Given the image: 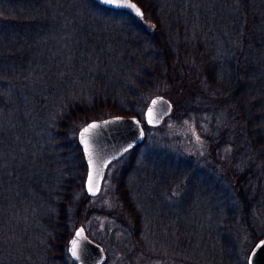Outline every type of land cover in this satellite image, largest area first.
Here are the masks:
<instances>
[{
	"label": "trees",
	"instance_id": "1",
	"mask_svg": "<svg viewBox=\"0 0 264 264\" xmlns=\"http://www.w3.org/2000/svg\"><path fill=\"white\" fill-rule=\"evenodd\" d=\"M135 1L143 8L142 17L96 0H0V264L30 261L4 243L12 236L9 231H42L41 242L35 237L39 248L33 242L31 250L43 254L47 264H56L67 258L72 231L85 227L91 214L106 212L133 231L141 225L143 213L131 193L138 186L137 198L151 189L153 196L154 182L148 177L145 183L130 182V168L124 165L113 189L116 204L106 208L89 203L87 163L76 134L92 119L118 114L142 117L148 98L155 94L173 97L174 110L182 115L208 112L213 119L205 163L199 170L189 166L184 173L195 176L191 180L197 187L189 188L198 195L209 184L212 194L218 184L228 190L225 216L219 223L223 240L222 256H215L218 263L238 264L247 256L240 245L247 237L235 239L243 229L253 239L250 247L264 237V230L258 231L259 202L264 204V147L244 150L252 124L262 121L258 129L264 130V0H174V4L172 0L171 5ZM44 41L48 44L37 48ZM101 41L115 44L125 56H111L106 67H100L103 61L97 59L95 68L88 69L87 50ZM122 76L128 82H118ZM113 86L125 92L122 105L111 95ZM184 93L189 96L183 109L176 100ZM143 123L144 143L127 153L140 152L154 138L150 130L162 127ZM66 134L75 135L71 139L82 158L80 176L74 181L81 191L76 202L69 198L72 186L60 182L67 171L60 138ZM54 136L56 142L47 144ZM227 143L235 144L234 150L222 154ZM135 164L136 160L131 168L142 173L147 163L142 159L139 167ZM163 173L164 187L172 178L178 180L170 169ZM185 183L184 177L177 181ZM251 213L256 214L254 222ZM8 257L17 261L8 263ZM33 264L39 263L33 259Z\"/></svg>",
	"mask_w": 264,
	"mask_h": 264
},
{
	"label": "rangeland",
	"instance_id": "2",
	"mask_svg": "<svg viewBox=\"0 0 264 264\" xmlns=\"http://www.w3.org/2000/svg\"><path fill=\"white\" fill-rule=\"evenodd\" d=\"M163 4L171 5L172 0H160ZM174 4V0H173ZM161 7H163L161 5ZM166 8V7H165ZM53 25V22H51ZM58 24V22H57ZM50 25V26H52ZM49 26V25H48ZM58 32L57 34H59ZM54 37V36H53ZM61 38V37H60ZM53 43V41H51ZM96 42V41H95ZM48 42H39L36 46L44 47V44ZM88 43H93L89 41ZM98 45L90 46L87 55L89 60L88 69L95 68L97 59L103 61L100 67L107 66V60L110 61V57L116 54L124 58L125 54L120 51L118 46L115 44H110L108 41ZM94 44V43H93ZM1 47V45H0ZM57 50H60L57 48ZM74 50V49H73ZM123 65H120V67ZM92 71V70H91ZM107 71V68H106ZM123 75L114 74L112 77ZM120 77V76H119ZM124 76L121 77L120 83H125L126 80ZM138 80V78H136ZM108 88L109 86L104 83ZM113 90L112 97L122 102L125 99L124 91L115 88ZM182 95V94H181ZM176 100L180 107L184 109V101L189 96L188 93H184L182 96ZM167 96V95H166ZM195 96V95H194ZM152 96L148 98L147 104ZM173 101V97L167 96ZM135 100L134 98H132ZM184 102V103H183ZM194 102L197 103L196 99ZM124 102L119 103L122 105ZM147 106V105H146ZM146 108V107H145ZM180 108L181 110H183ZM145 112V111H144ZM208 112H202L193 115H182L181 111L176 112L174 110L172 113L164 120L161 124L162 127L150 130L151 133L155 134L154 138L150 139L148 143L144 146L140 152H129L122 159L115 161L108 169L103 188L101 193L98 195L87 196L89 203H93L99 207L109 208L116 204V197L114 196L113 189L115 183H117L116 178L120 175L123 170L124 165L129 166L130 182L136 183L137 181L145 183V178L148 177L154 182L155 195L151 196L154 191L151 189L149 193L145 190L140 196L135 194V189L132 190L131 197L139 207L141 215V225H137L132 229L123 228L117 219L114 220L106 212L91 214L84 225L87 233L95 239L97 242L101 243L107 253V260L105 264H220V257L222 256L219 247H221V241L223 240V231L219 228L220 221L224 218V199L228 198L229 193L227 188L221 184L217 185V191L214 194L210 192L211 184L198 190L199 194H196L194 189L197 187L193 185V179L195 176L184 173L187 172V167L191 166L193 170H199L205 163L203 157L208 152L207 144L209 140L207 137L208 132H212L211 115ZM145 121V114L140 117ZM259 117H256L258 119ZM98 119V118H96ZM215 124H219L217 119L214 120ZM254 122V121H253ZM263 122L257 120L251 126L252 135L250 137V142L247 143L244 150L248 148H254L260 150L264 147V130L258 129L259 125ZM253 133L257 136H253ZM68 134L61 138L63 144L61 146L66 150V165L67 171L62 174L60 182L71 185V190L69 198H74L75 202L81 196V191L76 187L74 181L80 176V166L82 158L76 149L75 141L71 138L74 134L67 137ZM78 137V134H76ZM162 137L164 141L161 142ZM51 142H56V136L49 137L46 140L48 144ZM159 143L161 146H159ZM235 144L227 143L222 146L221 152L232 153ZM251 153V152H249ZM246 160L250 159L248 153L244 154ZM144 159L145 165L144 171L146 169L147 173H139L140 169L131 168V164L136 160L137 167H139V162ZM245 160V161H246ZM205 166V165H204ZM149 169H147V168ZM178 167V168H177ZM172 170L173 176L175 178L185 180V184H177L173 182V178L168 184L169 186H163V178L167 175L163 173V170ZM174 169V170H173ZM153 171V172H152ZM157 173V177L155 173ZM87 174V171H86ZM159 176V178H158ZM148 178L146 180H148ZM193 179V180H191ZM129 182V183H130ZM195 188H189L191 186ZM131 187V184H130ZM64 191V190H63ZM62 191V192H63ZM61 195V191H60ZM148 197V199H146ZM85 199V197H84ZM139 205L137 204V201ZM159 200V201H157ZM262 206L258 212L259 223L262 222L261 229L259 232L264 230V204L259 202ZM240 216V214H238ZM252 219L256 221L254 213H251ZM82 221L79 220L77 225L81 224ZM132 223V222H131ZM249 228V225H247ZM258 227V225H257ZM142 228V229H141ZM219 228V229H218ZM141 229L142 231H137ZM12 234L11 237H6L4 243L11 244V249L17 251L19 255H27L30 258L28 264H33V259L39 264H47L41 258L43 254L37 256V252L31 250V245L35 242V237L43 240L42 231H9ZM75 231H72L74 234ZM250 232L241 231V234L235 239H247L243 240L240 244L242 253L245 254L248 251L246 257L240 258L238 264H248V258L255 245L250 247L253 239L249 237ZM234 239V238H233ZM38 246V243L35 242ZM42 247V246H41ZM52 247V246H51ZM49 246V248H51ZM39 248V246H38ZM68 253L65 261L61 258L54 261L56 264H76L66 249ZM219 252V253H218ZM218 254V259L215 256ZM35 255V257H34ZM55 257H58L55 254ZM12 257H8L6 261L8 263L13 261ZM17 261V260H14ZM32 261V262H31ZM19 264L24 262L17 261ZM53 264V263H52Z\"/></svg>",
	"mask_w": 264,
	"mask_h": 264
},
{
	"label": "water",
	"instance_id": "3",
	"mask_svg": "<svg viewBox=\"0 0 264 264\" xmlns=\"http://www.w3.org/2000/svg\"><path fill=\"white\" fill-rule=\"evenodd\" d=\"M96 1L103 6L134 14L129 8L111 6L103 3L102 0ZM130 2L135 3L144 14L143 8L137 1L130 0ZM173 108L174 103L169 97L164 94H155L150 98L145 108V122L149 126H160L172 113ZM92 124L98 126L86 134L85 139L88 146V151H86L82 133L85 128ZM145 138L144 123L137 115H111L92 119L82 125L78 130V140L87 163L86 187L88 191L89 174L91 173L95 179L93 189L89 193L92 195L100 194L109 166L131 149L143 144ZM90 160L91 164L89 163ZM78 232L80 233L79 236H77ZM74 240L77 241L78 258L73 256L70 251ZM262 242H264V237L254 246L249 256L250 264H264V244ZM68 252L76 264H105L107 260V253L103 245L91 238L83 226L78 227L69 239Z\"/></svg>",
	"mask_w": 264,
	"mask_h": 264
},
{
	"label": "snow or ice",
	"instance_id": "4",
	"mask_svg": "<svg viewBox=\"0 0 264 264\" xmlns=\"http://www.w3.org/2000/svg\"><path fill=\"white\" fill-rule=\"evenodd\" d=\"M103 3L111 5V6H115V7H126L129 8L130 10H132L134 12L135 15L142 17L143 16V12L141 11V9L139 7H137V5L135 3H131L130 0H102ZM98 125L96 124H92L89 125L88 128H85L83 133H82V140L85 143V150L88 151V146H87V140L85 139L86 134L89 133L91 131V129L96 128ZM89 163L91 164V160L89 161ZM95 183V179L93 177V175L90 173L89 174V191H92L93 186ZM82 231V230H81ZM80 233H77V236H79ZM262 244H264V242H262ZM71 253L73 256L78 258V253H77V241H72V247L70 249Z\"/></svg>",
	"mask_w": 264,
	"mask_h": 264
}]
</instances>
